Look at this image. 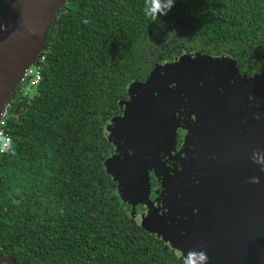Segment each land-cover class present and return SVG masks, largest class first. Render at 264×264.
Here are the masks:
<instances>
[{
	"label": "trees",
	"instance_id": "obj_1",
	"mask_svg": "<svg viewBox=\"0 0 264 264\" xmlns=\"http://www.w3.org/2000/svg\"><path fill=\"white\" fill-rule=\"evenodd\" d=\"M8 0H0V12ZM63 0L41 44L39 81L8 100L0 156V257L14 264H186L145 232L103 168L104 129L128 84L180 54L264 59V0ZM84 21H88L85 23ZM39 59V60H38ZM7 147V148H8ZM5 264V263H0Z\"/></svg>",
	"mask_w": 264,
	"mask_h": 264
},
{
	"label": "flooded vegetation",
	"instance_id": "obj_2",
	"mask_svg": "<svg viewBox=\"0 0 264 264\" xmlns=\"http://www.w3.org/2000/svg\"><path fill=\"white\" fill-rule=\"evenodd\" d=\"M214 62L208 60L207 68H198L188 76L189 80L183 84L186 90L180 93V98L173 96L168 100V106L174 107L171 114L166 109V115L175 124L172 142L158 154L147 175L150 208L157 209L164 217L171 213L170 218L180 219L188 226L193 222L191 207L197 203L199 194L215 195L216 187L226 182L231 186L220 189L224 194L235 189L263 188L264 165L252 157L254 152L264 155V59L258 68H241L231 61L233 70L228 62L227 66ZM126 89L122 102L128 100ZM118 108L120 115L122 105ZM104 134L106 139L109 135L107 141L114 154L113 135L105 129ZM144 151L145 156L151 153ZM254 177L259 183L252 182ZM146 209V204L135 207L136 222L139 218L136 220L135 216Z\"/></svg>",
	"mask_w": 264,
	"mask_h": 264
},
{
	"label": "water",
	"instance_id": "obj_3",
	"mask_svg": "<svg viewBox=\"0 0 264 264\" xmlns=\"http://www.w3.org/2000/svg\"><path fill=\"white\" fill-rule=\"evenodd\" d=\"M62 2L63 0H8L0 12V113L23 71L39 56L37 52L41 48L43 37ZM32 35L33 40L20 57L22 47ZM184 58L193 61L202 58H206L207 61L227 60L225 57L212 59L198 53L181 54L178 59ZM152 71L153 69L144 82H132L127 85L126 92L129 99L124 102L125 105L135 106L140 101L139 98L130 100V93L138 90L136 86L144 85L151 80ZM122 103V101L119 103V107ZM129 108L132 111L137 110L134 107L129 106ZM158 111L161 109L147 108L140 116L136 131L141 138L144 136L143 139L147 142L154 141L161 145L166 140L168 130L174 127H172L173 119L158 115ZM116 117L111 118L105 128L108 134L113 135L115 146L114 155L108 158L110 160L126 148L123 129L116 127L112 122ZM170 136L172 137L173 134ZM107 140L110 141L109 135ZM146 156L150 157L149 154ZM159 178L164 187L163 178L160 176ZM112 179L117 183L119 199L128 205L130 210H133L136 204H146L147 209L150 208L151 203L147 196L149 190L147 172L143 173V181L139 183L141 190L146 189V195L136 199L126 197L121 182L116 178ZM132 182V190H134L136 183L134 180ZM262 184L263 188L260 191L235 189L227 194L219 192L216 196L204 195L203 201L198 197L194 211L190 212L192 216L190 218L193 220L190 226L180 219L170 218L171 213L167 212L166 214L169 215L165 214L166 218L169 217L171 221L189 227L186 231L191 237L184 242H172L166 232L161 233L160 237L155 236L184 261L187 260L189 250H202L209 257L208 264H264V181ZM130 215L133 217V212ZM190 215L185 214L186 217ZM141 220L139 218V221ZM138 225L149 233L141 223ZM174 231L176 232L175 229ZM0 263L14 264L7 257H0Z\"/></svg>",
	"mask_w": 264,
	"mask_h": 264
},
{
	"label": "rangeland",
	"instance_id": "obj_4",
	"mask_svg": "<svg viewBox=\"0 0 264 264\" xmlns=\"http://www.w3.org/2000/svg\"><path fill=\"white\" fill-rule=\"evenodd\" d=\"M38 53L39 51L37 54ZM226 59V61L219 60L215 61L214 63H221L227 66L228 62V65L233 70V65L230 59ZM207 64L206 58H202L198 61H193L186 58L177 60L176 58L169 62L157 64L151 73L152 79L146 82L144 85L136 86L138 87V90L130 93V100H135L138 98L140 100L135 106L129 104L131 108L134 107L137 110L132 111L128 105H125L127 101L122 103L121 114L114 118L112 122L116 127L123 129L126 148L122 153L116 155L112 160H105L103 168L108 175L121 182L126 197H133L136 199L137 197H144L146 195V189L144 188L141 190L139 187V183L143 181V173L145 172L146 174L147 172L148 175V170L152 168V165L158 160V154L163 149L170 147L172 142V137L170 134H173V128L168 130L166 140L165 142H162L161 145H159L158 142H147L145 139L141 138L138 135L139 132L136 131V128L140 123V116L146 112L147 108H150L158 110L161 109V111H158L157 114L170 118V116L166 115V109L168 108L170 113V111L174 110V107L171 108L168 106V100H170V98L173 96L180 98V93L186 90L183 84L186 82V80H189L188 76L192 75L193 72L198 68H207ZM213 65L216 67L215 64ZM209 68H212V66H209ZM169 83H175L178 86H168ZM174 125L175 124H173L172 127H175ZM144 150H150V157H146L144 155ZM132 180H134L136 183L134 190H132ZM223 186L230 187L231 184L230 182L219 184L218 187H216L217 191H215V196L219 194L220 189ZM167 192L168 190L166 189V193ZM204 195L211 196V194L206 193L199 194L202 201ZM136 206L137 204L134 205L133 210H130V213L133 212L135 215ZM194 209L195 206L191 207L192 211H194ZM166 215L168 216L169 214ZM138 218H141L142 220L138 221L137 223H141L142 226L154 236L156 235L160 237L161 233L166 232L172 242H184L191 237L190 233L186 231L187 229L184 225L175 223L164 216H160L158 210L155 208L146 209L145 212L135 216L136 220Z\"/></svg>",
	"mask_w": 264,
	"mask_h": 264
},
{
	"label": "clouds",
	"instance_id": "obj_5",
	"mask_svg": "<svg viewBox=\"0 0 264 264\" xmlns=\"http://www.w3.org/2000/svg\"><path fill=\"white\" fill-rule=\"evenodd\" d=\"M173 4L174 0H145L144 12L146 16L155 21L158 17L166 15ZM84 22L87 23L88 21ZM0 142L7 144V139L0 137ZM10 150V147H0V151ZM252 158L256 163L264 165V155H261L259 152H254ZM252 182L259 183V179L254 177ZM208 261L209 257L205 251L189 250L186 264H208Z\"/></svg>",
	"mask_w": 264,
	"mask_h": 264
},
{
	"label": "built area",
	"instance_id": "obj_6",
	"mask_svg": "<svg viewBox=\"0 0 264 264\" xmlns=\"http://www.w3.org/2000/svg\"><path fill=\"white\" fill-rule=\"evenodd\" d=\"M41 59V57H38ZM38 59V60H39ZM39 81L38 65L36 61H33L22 73L16 87L14 88L10 98L14 97V94L27 95L28 91L35 87ZM8 107V101L4 105L3 111L0 113V137L7 139V144L0 142V147H8L10 144V136L4 129V120L6 118V109ZM5 151H0V156L4 154Z\"/></svg>",
	"mask_w": 264,
	"mask_h": 264
},
{
	"label": "bare ground",
	"instance_id": "obj_7",
	"mask_svg": "<svg viewBox=\"0 0 264 264\" xmlns=\"http://www.w3.org/2000/svg\"><path fill=\"white\" fill-rule=\"evenodd\" d=\"M33 35L31 36V38L28 40V42L22 47V50H21V54H20V57L26 52V50L28 49L31 41L33 40Z\"/></svg>",
	"mask_w": 264,
	"mask_h": 264
}]
</instances>
